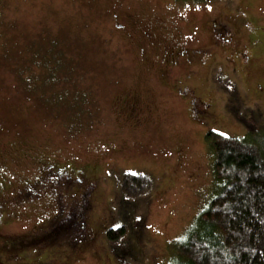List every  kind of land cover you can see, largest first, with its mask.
<instances>
[{
  "label": "rangeland",
  "instance_id": "obj_1",
  "mask_svg": "<svg viewBox=\"0 0 264 264\" xmlns=\"http://www.w3.org/2000/svg\"><path fill=\"white\" fill-rule=\"evenodd\" d=\"M253 114L264 0H0V264H169Z\"/></svg>",
  "mask_w": 264,
  "mask_h": 264
},
{
  "label": "trees",
  "instance_id": "obj_2",
  "mask_svg": "<svg viewBox=\"0 0 264 264\" xmlns=\"http://www.w3.org/2000/svg\"><path fill=\"white\" fill-rule=\"evenodd\" d=\"M252 117L254 124L243 136L207 133L219 188L176 241L169 264H264V122L255 124L258 117ZM152 186L145 175L123 174L122 189L128 198ZM126 234L122 225L110 228L106 237L113 243Z\"/></svg>",
  "mask_w": 264,
  "mask_h": 264
}]
</instances>
